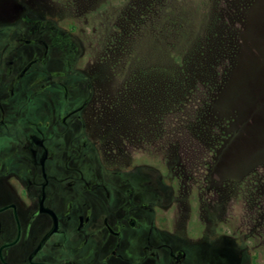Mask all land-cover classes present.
<instances>
[{
  "label": "rangeland",
  "instance_id": "rangeland-1",
  "mask_svg": "<svg viewBox=\"0 0 264 264\" xmlns=\"http://www.w3.org/2000/svg\"><path fill=\"white\" fill-rule=\"evenodd\" d=\"M40 4L193 260L264 264V0Z\"/></svg>",
  "mask_w": 264,
  "mask_h": 264
},
{
  "label": "flooded vegetation",
  "instance_id": "flooded-vegetation-1",
  "mask_svg": "<svg viewBox=\"0 0 264 264\" xmlns=\"http://www.w3.org/2000/svg\"><path fill=\"white\" fill-rule=\"evenodd\" d=\"M8 2L0 5V264H197L185 230H171L164 197L140 184L148 178L126 154L130 142L106 132L115 124L70 35L44 25L40 0Z\"/></svg>",
  "mask_w": 264,
  "mask_h": 264
}]
</instances>
